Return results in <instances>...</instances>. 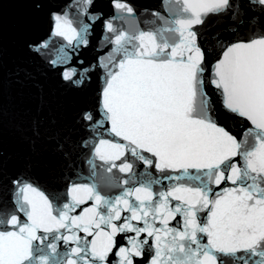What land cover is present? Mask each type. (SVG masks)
<instances>
[{
  "label": "snow or ice",
  "instance_id": "obj_1",
  "mask_svg": "<svg viewBox=\"0 0 264 264\" xmlns=\"http://www.w3.org/2000/svg\"><path fill=\"white\" fill-rule=\"evenodd\" d=\"M73 7L27 47L72 88L101 74L97 102L48 135L35 117L25 139L35 162L42 136L68 172L83 158L88 182L61 205L32 182L30 157L0 200V264H144L146 252L147 264H264V0H161L146 29L126 0ZM96 24L110 47L72 65L67 49L78 56ZM54 37L67 43L51 59Z\"/></svg>",
  "mask_w": 264,
  "mask_h": 264
},
{
  "label": "water",
  "instance_id": "obj_2",
  "mask_svg": "<svg viewBox=\"0 0 264 264\" xmlns=\"http://www.w3.org/2000/svg\"><path fill=\"white\" fill-rule=\"evenodd\" d=\"M126 2L136 9L140 26L146 29L144 21L151 19V11L160 10L161 0ZM73 3L74 0H46L43 9L36 11L31 0H0V142L4 152L5 175L0 181V200L7 199L11 203L10 180L24 171L30 157L34 161L30 172L32 182L61 205L67 200L66 190L69 183L88 182L83 178L77 179L76 175L77 171L82 177L89 174L88 165L83 158L77 162L74 171L68 172L59 163L58 157L52 154L53 146L42 136L36 145L40 154L39 160L42 162H35L37 158L33 156L25 139V136H31L30 125L35 117L39 116L43 121L42 132L47 130L45 135H48L57 130L71 129L77 112L84 107H93L97 102L102 86L101 74H94L91 81L86 82L80 89L72 88L61 81L58 71L51 70L46 63L34 57L27 47L30 42L47 39L51 35L52 12L67 10L73 16L76 9L67 8V5ZM104 12L106 15L116 14L115 8L110 5L104 8ZM221 35L228 38L227 33ZM103 36L100 24H96L89 36V46L86 49L81 46L78 56L74 50L67 49L69 55L74 57L72 65L79 67L76 60L81 59L87 66L88 63L95 62L98 55L106 53L110 46L104 45ZM66 43L62 38L54 37L49 58L54 59L57 55L56 49ZM97 49L101 51L98 52ZM52 120L55 121L54 124L49 123ZM78 134L84 135L83 132ZM144 171V166L137 162V172ZM152 172L153 175H158L154 169ZM154 187L160 190L159 185ZM164 187H167V181ZM213 188L218 190L215 185ZM119 192L120 189H111L107 194L115 196ZM90 203L82 205L74 214H78L83 207L90 206ZM21 217L23 219L22 214ZM179 223L178 217L170 225L177 227ZM120 242L126 243L123 239ZM60 250H64L62 243ZM150 255V252H146L144 264H147Z\"/></svg>",
  "mask_w": 264,
  "mask_h": 264
}]
</instances>
